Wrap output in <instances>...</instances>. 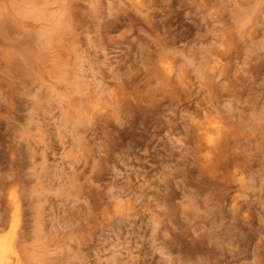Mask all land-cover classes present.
I'll return each mask as SVG.
<instances>
[{"label": "clouds", "instance_id": "obj_1", "mask_svg": "<svg viewBox=\"0 0 264 264\" xmlns=\"http://www.w3.org/2000/svg\"><path fill=\"white\" fill-rule=\"evenodd\" d=\"M0 264H264V0H0Z\"/></svg>", "mask_w": 264, "mask_h": 264}]
</instances>
